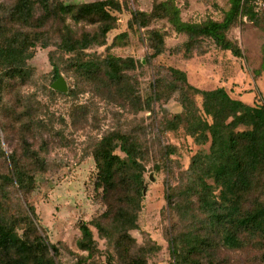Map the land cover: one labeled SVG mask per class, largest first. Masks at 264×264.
I'll use <instances>...</instances> for the list:
<instances>
[{"label": "rangeland", "instance_id": "rangeland-1", "mask_svg": "<svg viewBox=\"0 0 264 264\" xmlns=\"http://www.w3.org/2000/svg\"><path fill=\"white\" fill-rule=\"evenodd\" d=\"M16 1L0 0L3 18ZM50 1L56 6L99 0ZM113 1L120 8L111 9L115 20L106 44L92 46L87 55L68 54L57 45L60 38L56 27L48 35L51 46L22 50L26 66L4 72L0 107L11 110V116H0L3 150L8 157L15 149L21 154L23 145L30 144L42 162L28 163L30 169H40L32 172L31 192L0 187V209L24 213L26 203L34 206L36 217L29 214L38 232L57 245L59 263L77 264L78 257L88 255L77 246L81 223L91 224L107 210L97 183L94 153L106 136L128 134L137 142L139 161L145 168L143 196L135 212L136 228L129 232L135 240V254L145 255L148 264H175L172 249L181 250L183 237L211 230L206 229L205 216L197 212V197L188 191L193 157L209 153L211 141L198 142L187 132L185 123L170 128L174 117L184 111L183 84L170 69L184 71L188 82L199 89L227 84L231 95L244 93L241 99L246 103H253L255 95L264 100V2L258 11L255 8L253 13L241 14L237 26L228 32L242 50L238 58L212 39L189 44L188 37L168 18L169 12L177 9L183 22L223 21L232 0ZM43 13L37 4L36 17ZM137 13L146 15L141 18L144 24L133 22ZM67 23L76 38L99 27L97 21L74 22L68 18ZM152 31L163 34L166 52L151 58ZM107 57L126 63L120 85L102 76L94 80L79 71V59L102 61ZM56 67L68 84L67 92L52 88ZM190 95L194 110L212 123V117L204 112L203 97ZM117 153L125 157L120 149ZM5 159L0 154V170L7 167ZM91 229L101 251L92 264H121L113 244L93 225ZM263 254L262 244L253 239L242 248H221L218 259L221 264H264Z\"/></svg>", "mask_w": 264, "mask_h": 264}, {"label": "trees", "instance_id": "trees-1", "mask_svg": "<svg viewBox=\"0 0 264 264\" xmlns=\"http://www.w3.org/2000/svg\"><path fill=\"white\" fill-rule=\"evenodd\" d=\"M37 4L44 12L39 17H36ZM119 8L113 0L81 5L59 3L56 6H52L50 0H17L5 18L0 14V104L4 72L26 66L22 50L37 46L48 48L52 45L48 36L50 30L58 27L60 42L57 45L63 51L87 55L86 50L92 46L106 44V35L113 29L115 20L111 9ZM253 11L254 0H232L223 21L183 22L177 9L169 12L168 18L179 33L188 37L189 44L212 39L222 50L240 58L242 50L228 37V32L237 26L241 14ZM145 16L137 13L133 22L144 24L141 18ZM68 18L74 22L97 21L98 31L76 38L67 23ZM150 34L151 58L164 54L163 34L159 31ZM78 64L81 74L94 80L102 76L120 85L125 79L123 67L126 63L114 57L102 61L81 58ZM170 70L175 79L182 82L184 89V111L174 117L171 121L174 125L170 128L177 129L180 123H185L187 132L198 142L211 141L209 153L193 157L190 167L192 181L188 189L191 196L197 197V212L205 216L206 229L211 230L183 237L181 250L172 249L175 264H221L222 260L218 259L221 248H242L253 239H258L264 248V100L255 95L253 103H246L231 95L227 84L211 90L199 89L188 82L184 71ZM54 75L56 80L62 77L57 67ZM234 88L237 89L236 86ZM190 94L203 97L204 112L212 117V123L194 110ZM243 94L238 93L239 96ZM144 108L145 105L141 110ZM10 112L0 107L1 117H10ZM3 130L6 134L4 127ZM118 149L125 157L117 153ZM23 150L19 154L15 149L7 157L0 138V154H4L7 162L6 169L0 170V187L3 189L13 186L23 193L32 191V172L40 169L32 170L28 163L32 166L34 162L41 163L42 159L30 144L23 145ZM94 156L98 165L97 183L102 189L107 210L99 220L91 224L81 223L77 246L88 255L78 257L77 264H92L95 255L101 252L91 225L113 244L121 264H148L145 255L135 254V240L129 233L136 228L135 212L143 196L145 182V168L139 161L138 144L128 134H111L98 143ZM26 208L28 210L24 213L0 209V264H60L57 245L49 243L38 232L29 214L36 217L34 206L26 203Z\"/></svg>", "mask_w": 264, "mask_h": 264}, {"label": "water", "instance_id": "water-1", "mask_svg": "<svg viewBox=\"0 0 264 264\" xmlns=\"http://www.w3.org/2000/svg\"><path fill=\"white\" fill-rule=\"evenodd\" d=\"M52 88L56 91L67 92L68 84L64 77H60L53 83Z\"/></svg>", "mask_w": 264, "mask_h": 264}, {"label": "built area", "instance_id": "built-area-1", "mask_svg": "<svg viewBox=\"0 0 264 264\" xmlns=\"http://www.w3.org/2000/svg\"><path fill=\"white\" fill-rule=\"evenodd\" d=\"M263 2L264 0H254V6L257 11L262 7Z\"/></svg>", "mask_w": 264, "mask_h": 264}, {"label": "crops", "instance_id": "crops-1", "mask_svg": "<svg viewBox=\"0 0 264 264\" xmlns=\"http://www.w3.org/2000/svg\"><path fill=\"white\" fill-rule=\"evenodd\" d=\"M245 95V94H244ZM243 95H241V96H238L240 99H241V97H242Z\"/></svg>", "mask_w": 264, "mask_h": 264}]
</instances>
